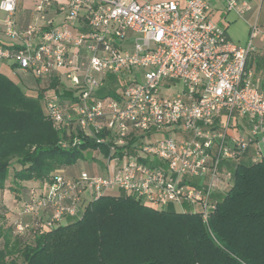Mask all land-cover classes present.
<instances>
[{
  "label": "built area",
  "instance_id": "1",
  "mask_svg": "<svg viewBox=\"0 0 264 264\" xmlns=\"http://www.w3.org/2000/svg\"><path fill=\"white\" fill-rule=\"evenodd\" d=\"M22 1L0 0V60L40 83L58 81L43 104L65 133L61 147L87 144L106 161L29 186L17 235L79 219L113 189L151 207L187 212V204L207 222L225 162L264 159V91L247 65L255 27L246 46L232 42L210 0H33L31 20L19 27ZM224 4L251 9L248 0ZM237 126L244 133L228 132Z\"/></svg>",
  "mask_w": 264,
  "mask_h": 264
},
{
  "label": "trees",
  "instance_id": "2",
  "mask_svg": "<svg viewBox=\"0 0 264 264\" xmlns=\"http://www.w3.org/2000/svg\"><path fill=\"white\" fill-rule=\"evenodd\" d=\"M48 82L30 95L0 72V194L15 166L11 190L20 199L6 204L15 218L29 189L21 182L67 171L88 148L61 147L65 133L42 105L43 92L58 85ZM232 173L207 222L199 213L107 194L79 219L52 229L19 236L13 223L1 226L0 264H264V159L238 162Z\"/></svg>",
  "mask_w": 264,
  "mask_h": 264
},
{
  "label": "crops",
  "instance_id": "3",
  "mask_svg": "<svg viewBox=\"0 0 264 264\" xmlns=\"http://www.w3.org/2000/svg\"><path fill=\"white\" fill-rule=\"evenodd\" d=\"M65 1V0H59ZM142 1H153V0H142ZM251 4V9L243 14H239L235 11H226L224 0H210L211 3V17L220 26L224 27L227 31L229 39L241 46H246L251 38V31L255 27V35L252 39L255 51L248 56L247 65L254 71L255 80L259 81L258 85L264 91V0H248ZM34 8L33 0H23L18 6L17 21L19 27L25 26L32 18ZM54 11V10H52ZM51 11V12H52ZM53 14V13H52ZM4 13L0 10V41L7 42L2 28V18ZM56 22L63 21L61 14L56 15ZM1 61V60H0ZM10 63L14 72L17 73L20 81L29 90L32 89L35 94L39 90V80H36L32 75L21 71L11 61H3ZM3 73V72H2ZM15 73V74H16ZM5 74V73H3ZM7 75V74H5ZM8 76V75H7ZM9 77V76H8ZM10 78V77H9ZM13 80V79H12ZM15 81V80H13ZM20 85L19 82L15 81ZM48 81H44L41 84L44 85ZM51 91L55 88H49ZM228 132L232 135L242 134L241 126L231 127ZM236 163L227 160L222 169V180L220 182V189L217 193L219 199L223 198L228 192L230 185H227L226 181H230L227 178L228 173H232ZM227 179V180H226Z\"/></svg>",
  "mask_w": 264,
  "mask_h": 264
},
{
  "label": "rangeland",
  "instance_id": "4",
  "mask_svg": "<svg viewBox=\"0 0 264 264\" xmlns=\"http://www.w3.org/2000/svg\"><path fill=\"white\" fill-rule=\"evenodd\" d=\"M153 1H162V0H153ZM0 72H3L5 74H7L11 79L19 82L20 86L24 90H26L28 94L35 95V92L32 89L28 90L24 86V84L20 81L17 73L14 72V69L11 67L10 63L0 61ZM139 80L143 81L142 75H139ZM124 82H126V81H124ZM62 83L65 84L66 88L72 87V85L66 79V77H63ZM63 87L64 86H60L59 89L61 91H63ZM100 93L104 94L103 91H101ZM42 105H43V103H42ZM43 109H44V105H43ZM44 111H45V109H44ZM105 161H106V159L101 153H98V151L95 150V149H89V150L83 152V157H81L74 164H72L67 169V172L68 173H78L81 170L89 168L90 164H92V163H98L100 165H103L105 163ZM16 166H17V168H20V166H18V165H16ZM15 170H16L15 166L11 168L9 178L7 180V183H6L5 191L2 192L4 194L3 195L0 194V227L3 226L4 229H6V227H8L11 223H13V221L15 219V214H13L11 210L13 209L14 212H16V209H14V206L12 204H10L11 207H12L11 209L7 208L6 204L7 203H14L15 205H17L18 200L20 199V196L19 195H14L12 193V190H11L14 187V184H15L14 180H13V178H14L13 176H14ZM56 171H60V168L59 169L56 168ZM53 173H55V172H51L50 174H53ZM50 177L51 176H48L45 179H49ZM42 180L43 179H32V180H29V181H23V182H21V185H22V187H24V186H39ZM232 181H233V179L231 177L229 185L232 184ZM109 194H111V195H120V194H122V191L119 190V189H113V190L109 191ZM165 208L173 209L175 211H180V207L177 204H174V205L171 204V205H169V206H167ZM185 209L190 211V210H192V207L186 204L185 205ZM73 220L74 219H72V218H67V219H65L62 222V224L71 223ZM23 242L26 243L27 240L23 241ZM2 245H3V240L0 239V246H2ZM19 261L21 262L22 260L19 259Z\"/></svg>",
  "mask_w": 264,
  "mask_h": 264
}]
</instances>
